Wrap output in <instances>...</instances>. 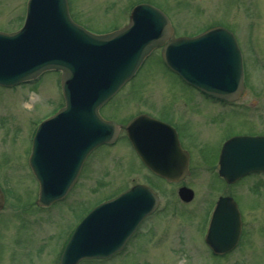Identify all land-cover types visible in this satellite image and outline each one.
Returning <instances> with one entry per match:
<instances>
[{"label":"rangeland","instance_id":"obj_1","mask_svg":"<svg viewBox=\"0 0 264 264\" xmlns=\"http://www.w3.org/2000/svg\"><path fill=\"white\" fill-rule=\"evenodd\" d=\"M26 1L0 0L1 31H13L22 25ZM142 2L170 18L173 36L193 35L220 24L234 31L242 44L246 88L235 104L238 108L225 114L231 118L229 125L226 118L214 121L227 109L205 104L202 94L163 64L159 49L145 58L134 77L99 111L105 119L122 126L141 111L167 119L184 118L192 134L190 144L185 142L195 156L193 163L200 166L191 168L186 179L196 192L194 200L175 204L173 187L163 185L141 167L121 129L114 143L88 155L62 200L49 207H36L38 183L26 158L40 121L64 103L60 73L46 71L35 81L0 86V186L5 198L0 210V264H56L78 220L96 204L135 183L157 186L163 200L160 209L166 210L157 215L158 221L155 217L147 219L121 255L80 264H199L197 258L203 253L194 254L192 243L199 239L207 201L230 191L244 214L247 235L241 251L232 253L222 264H259L264 259V175L246 177L225 191L215 177L223 135L264 133V0H239L234 7L229 0H68L73 20L97 34L125 25L132 7ZM184 132L182 137L189 139ZM173 208L176 211L170 212ZM144 256L147 263L138 261ZM208 260L205 264H216Z\"/></svg>","mask_w":264,"mask_h":264},{"label":"water","instance_id":"obj_2","mask_svg":"<svg viewBox=\"0 0 264 264\" xmlns=\"http://www.w3.org/2000/svg\"><path fill=\"white\" fill-rule=\"evenodd\" d=\"M171 32L162 11L140 3L131 10L128 24L95 34L70 18L67 0H28L23 26L0 32V85L34 80L48 70L61 72L64 106L38 125L29 156L39 183L38 205L63 198L87 154L115 140L117 124L103 119L98 109L134 75L152 49L161 46L165 65L207 95L229 100L242 92L241 57L229 31L214 27L197 36L170 38ZM125 132L152 172L171 181L187 174V156L170 126L140 114L125 125ZM218 172L228 182L264 172V136L227 140L219 154ZM179 195L188 200L191 193L182 187ZM157 202L147 186L137 184L96 205L74 229L59 264H77L83 258L116 252ZM220 216V236L213 240H224L219 249L226 250L239 233L235 204L221 199L213 219Z\"/></svg>","mask_w":264,"mask_h":264},{"label":"flooded vegetation","instance_id":"obj_3","mask_svg":"<svg viewBox=\"0 0 264 264\" xmlns=\"http://www.w3.org/2000/svg\"><path fill=\"white\" fill-rule=\"evenodd\" d=\"M230 2V6L232 4V6L234 7L236 4L237 5V2H239V0H229ZM250 24H252V22H250ZM254 25V24H252ZM226 27V26H225ZM228 29V27H227ZM231 33L233 34L234 38H235V41H236V44H237V47L239 49V51L241 52V55L243 56V52H242V44H240V40L239 38L237 37L238 35L236 33H234V31L230 30ZM194 35V34H193ZM251 38H255L254 36L250 37V36H247V39H250ZM204 99H206L207 101H205ZM202 100L205 102V104H212V105H218L220 108H225L227 109L225 111V113L222 115V117L217 116L216 119H214V121H217V120H222V118H226L225 121L227 123V125H229V123H231V118H227V116L225 115L227 111H229L230 113L233 111H230L229 109H234V108H238L235 106L236 101H224V100H219V99H215V98H211V97H207V96H204L202 97ZM139 113H146L154 118H157L161 121H164L166 123H168L169 125H171L176 133H177V136H178V140H179V144L181 146V148L185 151H187L188 155L187 156V166L189 168V174L188 176L182 178L181 180L177 181V182H169V181H166L165 179H162V178H159L155 175H153L154 177H157L158 179H160L162 182H163V185H168V186H171L173 187V189L175 190V195L177 197L176 201L174 202L175 204H187V203H190L194 200V197L196 195V192L194 193V190L191 189V187L187 184L186 182V179L191 175V168H193L194 166L195 167H200L199 165H195L193 162L195 161V156L193 154V152L191 151L190 147L188 144H186V140L188 141V143L190 144V140L191 137H189L190 135V132L189 130L187 129V125L188 124H185L186 121L184 118H180V117H174L172 119H167V118H163L158 115H151L149 114L148 112H144V111H141ZM137 113V114H139ZM236 113V112H235ZM232 114V113H231ZM136 115V114H135ZM169 116V115H167ZM220 117V118H218ZM236 119V118H235ZM223 121V120H222ZM185 130L186 132H184L185 134H187V138L189 139H185L182 137L181 135V132ZM237 132H235L234 134H231L229 136H232V135H236ZM227 136V137H229ZM226 137V138H227ZM191 146V145H190ZM193 147V146H192ZM137 157V156H136ZM137 161L138 163L145 167L141 161L138 159L137 157ZM194 164V165H193ZM250 176H253V175H249V176H244V177H241V178H238L236 179L235 181L233 182H227L225 181L222 177H220L219 175L215 176L217 181L219 182L220 184V189H224L223 191H225V189H228V188H231L233 186H235L237 183H239L242 179L246 178V177H250ZM181 186H185V187H188L192 190L193 192V197L187 201V202H184L183 200H181L178 195H177V191H178V188L181 187ZM150 187L156 192V194L158 195V198H159V202H158V206L157 208L149 215L145 216L143 218V220L141 221V223L139 224V226L136 228L135 232L127 239V241L125 242L124 246L118 251V252H115L114 254H112L111 256L105 258V259H91V260H83V261H96V262H101V261H107L109 259H112L116 256H119L122 254L123 251L126 250L127 246L129 245V243L134 239V237H136L137 233L139 232L140 228L143 226V224L147 221V219H149L150 217H155V219H157V215H159V213L162 211V210H166V209H160L161 207V204L163 202V200H161V193L157 190V186H151ZM222 198H226L230 201L229 198H231L232 202L235 204L236 206V209H237V212H238V217H239V233H238V236H237V239L235 240L233 246H231L230 248L226 249V250H220L219 248H222L224 247L223 245H225V241L222 240L220 241V239L218 240H213V237H217V236H220L218 230H221L220 226H219V222L222 221V218L221 216L217 219H213L214 218V210H215V207L217 205V203L219 202L220 199ZM231 202V201H230ZM206 209L205 211L203 212V219H202V223L200 225V228H199V239L198 241L192 243V248L195 250V253L194 254H202V256H200L199 258H197V261L199 264H205V260L208 258L211 262H215L216 264H222V262L224 261V259H226L228 256H230L232 253L236 252V251H241L242 247H243V242H244V237H246L247 233L245 231V223H246V220L244 218V214L242 212V209L240 208L237 200L234 198V194L230 191V192H225V193H219L214 199L210 198L208 201H207V205H206ZM22 209H25V208H22ZM20 209V210H22ZM176 211V208L174 209H171L170 212H174ZM83 214L81 213L79 215L82 216ZM78 217V218H79ZM83 217L80 218V220L82 219ZM159 219V218H158ZM158 219L156 221H158ZM78 220V222L80 221ZM231 221V219H230ZM211 238H210V237ZM61 241V239H60ZM59 245V244H58ZM62 249V248H61ZM61 252V251H60ZM259 252V251H258ZM256 253V252H255ZM260 255V253H259ZM259 255L257 254V256L259 257ZM195 256V255H194ZM255 257V256H254ZM264 257V256H263ZM143 258H147L146 256L144 257H138V261H140L141 263L143 262H146L147 263V259H143ZM200 258L202 259H205L203 261L200 260ZM194 259H191V261H193ZM196 261V260H195ZM259 264H264V259L261 260V262H259Z\"/></svg>","mask_w":264,"mask_h":264}]
</instances>
